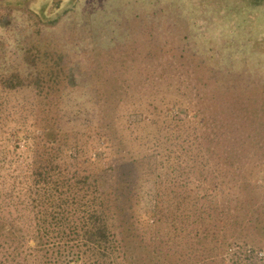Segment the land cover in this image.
Wrapping results in <instances>:
<instances>
[{
  "label": "rangeland",
  "instance_id": "1",
  "mask_svg": "<svg viewBox=\"0 0 264 264\" xmlns=\"http://www.w3.org/2000/svg\"><path fill=\"white\" fill-rule=\"evenodd\" d=\"M0 48V264H95L75 233L60 238L61 226L40 220L66 198L77 220L72 196L88 201L79 200L88 173L113 243L97 264H264V0H0ZM36 70L38 85L28 80ZM13 73L22 85L7 84ZM222 84L234 88L216 91ZM167 94L179 99L178 124L139 135L160 155L156 183L135 177L138 188L121 194L119 171L140 156L128 154L133 134L116 139L120 168L93 167L88 143L97 127L121 136L127 98L136 117L159 118ZM59 144L86 151L75 168L49 165ZM42 165L45 198L28 191Z\"/></svg>",
  "mask_w": 264,
  "mask_h": 264
},
{
  "label": "trees",
  "instance_id": "2",
  "mask_svg": "<svg viewBox=\"0 0 264 264\" xmlns=\"http://www.w3.org/2000/svg\"><path fill=\"white\" fill-rule=\"evenodd\" d=\"M29 18L32 19V23L33 25L37 28L39 25V23L37 22L36 16L31 13L29 14ZM3 48V47H2ZM2 48H0V58L3 57V50ZM26 57H29L28 54L25 55ZM24 56V57H25ZM31 59V58H30ZM49 74L55 75V71L51 68L48 69ZM39 70H36L35 73L37 74V76H34V74H32V72L30 71V75H29V79L28 80H32V82H35V85H38L41 79H39V75H40ZM59 73V70H58ZM91 73V72H90ZM71 77H74L76 79V77L78 76L76 74L75 71H72L70 74ZM84 78L83 84H86L90 82L91 86H95L97 84L98 78L95 77V75H82ZM212 79L216 80L215 76H212ZM209 80V79H208ZM5 81L7 82V84H10V86H20L22 85L21 83L23 82V77H21L19 74L17 73H13L11 74L8 78L5 79ZM234 85H224L222 84L219 88H216V91H223L226 89H233ZM168 97H165V99L162 98L161 102H160V106L158 108V116L159 118H154L152 117V114H148L147 116H145L144 118L142 117H136V114H140L142 113V111H140L139 107L135 104H131L129 98H127V109L125 113H121L120 117H118V120L120 122L122 129V133L121 136H113L110 135L106 130H104L103 128H98V131H96V137L95 139L88 143V155L89 157L87 158V162H90L91 164H94L93 167L95 168H99V167H103V168H115L116 164H117V168H120V166L123 165V161L122 158H120L118 156V154L120 153L116 146V139L120 137V141H121V137L123 140V137L127 136V133H129L131 131V133L133 134H128V135H132L131 138L128 140L129 145H128V154L129 156H132L134 154V151L137 149V155L140 154V156L138 158H131L129 159V161L134 162L136 165L135 167L132 169V171H130L129 169H127V172H123V171H119V180L120 182H127L128 181V185H124L121 183H117L116 185L120 186V190H121V185L127 189V190H135L137 189V185L133 182V178L135 177H139L147 179L148 181L146 182H150L152 184V182L155 184L156 179L158 177L157 173L159 170V157H158V153H152V149L150 148L149 145H147L145 148L144 146L139 142L140 139V134L142 135V137L145 136V131L146 129H150L153 126H156L157 129H161L163 128H170L175 122L176 124H178V119H174L173 113H174V108H177L178 104H179V99H172L171 95L167 94ZM131 104V106L129 105ZM94 111V108H92ZM122 116V117H121ZM129 116L130 119H137L139 118L140 120L138 121H134L132 120L130 123L127 124L126 119L129 118L127 117ZM135 125V129L132 130V127ZM148 129V130H149ZM261 129L264 130V128L261 126ZM128 130V131H127ZM255 130H257V124L255 127ZM147 132V130H146ZM147 134L149 135L150 133L147 132ZM48 138V139H47ZM46 138L47 143H52L54 144L56 142V139L51 140L49 137ZM77 139V136L76 138ZM31 138L27 137V141H30ZM147 142L148 143H154V139L153 137L148 136L147 137ZM125 141H127V137L125 139ZM45 143V145L47 144ZM140 143V147H142V149L139 150L138 148V144ZM44 145V147H45ZM71 148V145H66L65 149L63 148V144H59V147L53 148L52 152L49 153V158H48V163L50 166H54L56 165L57 167L61 164L62 161L68 160L67 162H64V169H71V166H73V168H75V164L78 162V160L81 157V152L82 153H86V151L83 152V150H81V148H77V147H73L74 148V155H70L68 153V150ZM139 150V151H138ZM62 160V161H61ZM125 160H127L125 158ZM35 161H39L38 159H34ZM120 161H122L120 163ZM36 163V162H35ZM121 164V165H120ZM130 163H127V165ZM44 166V167H43ZM45 167H47L46 165H42V166H34V168L31 170V185L28 187V191H30V193H35V194H44V198L49 195L50 192V187H49V183H50V174L46 175V172L48 173V169H46ZM51 168V167H49ZM77 169H75L74 171H76ZM74 171H72V174L74 173ZM90 173H88V175H84L82 178L83 180L81 181V184L83 186H79L83 187L84 189L81 191L82 195L81 198H79V200L81 201L83 197H88V201H83L82 203H80L79 201H77L76 196H72V202L73 204H77L78 205V209L80 210V215H78V219L75 220L74 222H70L68 220L67 217V212L68 209L66 208V204L68 205L70 200L69 198L64 199V202L66 203L65 206L60 205V204H55L53 205V210L51 211H44L43 215L41 217L40 220H42L44 223L48 222V225L50 226L52 224V226H61L60 230L56 232V236L62 238L63 235L66 236V234H68L69 237H71L72 233H75L73 237V239L80 245L83 247V251L85 250V252L87 253V255L89 257H93L95 261V264H97V262H99L100 258H107L109 256V252L113 249V243H112V239H111V231H110V227H109V221H108V212L106 207L104 206V202H102L99 198L101 197V192L98 191L96 186L95 190L93 188V190L91 191V187H88L92 184L91 182V176L89 175ZM78 177V176H77ZM154 177V179H153ZM79 178V177H78ZM79 179H75V182L78 183ZM153 180V181H152ZM133 182V183H132ZM49 187V188H48ZM123 189L121 190V194H122ZM88 192H90L92 194L91 198L88 195ZM125 193V192H124ZM120 194V195H121ZM42 197V195H40ZM155 213L151 212V211H145L143 213V217L145 218V220H150V218L152 216H154ZM68 224V226H64ZM49 226H47V228L45 227V231L46 233L49 231ZM68 231V233H67ZM60 234V235H59ZM149 264H162L160 261V258L158 259L157 256H155L154 258L151 257L149 259Z\"/></svg>",
  "mask_w": 264,
  "mask_h": 264
},
{
  "label": "built area",
  "instance_id": "3",
  "mask_svg": "<svg viewBox=\"0 0 264 264\" xmlns=\"http://www.w3.org/2000/svg\"><path fill=\"white\" fill-rule=\"evenodd\" d=\"M249 252H250V251L248 250V253H249ZM256 254L258 255L259 258H263V259H264V249H262V250L256 252Z\"/></svg>",
  "mask_w": 264,
  "mask_h": 264
}]
</instances>
